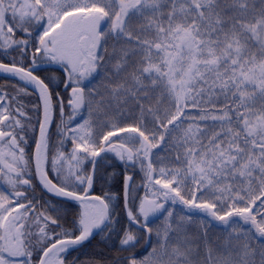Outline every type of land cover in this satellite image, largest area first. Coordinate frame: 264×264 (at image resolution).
<instances>
[{
    "label": "snow or ice",
    "instance_id": "6c2138e0",
    "mask_svg": "<svg viewBox=\"0 0 264 264\" xmlns=\"http://www.w3.org/2000/svg\"><path fill=\"white\" fill-rule=\"evenodd\" d=\"M0 264H264V0H0Z\"/></svg>",
    "mask_w": 264,
    "mask_h": 264
}]
</instances>
